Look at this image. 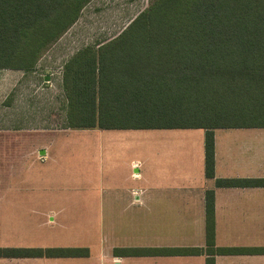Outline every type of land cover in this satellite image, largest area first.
I'll return each mask as SVG.
<instances>
[{
  "label": "trees",
  "instance_id": "1",
  "mask_svg": "<svg viewBox=\"0 0 264 264\" xmlns=\"http://www.w3.org/2000/svg\"><path fill=\"white\" fill-rule=\"evenodd\" d=\"M90 1L0 0V69L32 70ZM62 88L71 129H205V175L214 178L213 130L264 127V0H154L111 40L77 51L63 66ZM215 183L264 186V178ZM155 251L203 252L214 264V255L264 254V247L215 246L207 190L205 247ZM86 255L0 248V257Z\"/></svg>",
  "mask_w": 264,
  "mask_h": 264
},
{
  "label": "crops",
  "instance_id": "2",
  "mask_svg": "<svg viewBox=\"0 0 264 264\" xmlns=\"http://www.w3.org/2000/svg\"><path fill=\"white\" fill-rule=\"evenodd\" d=\"M5 70L15 78L25 72ZM52 75L41 76L52 82ZM59 81L62 114L58 118L65 125L40 130L38 145L30 154L41 165L59 166L73 175L77 168L82 174L67 181L66 175L55 177L54 172L51 180L37 181L36 186L44 193L77 186L80 205L73 218L98 220L104 241L93 252L83 244L38 246L84 248L86 256L0 257V264H206L203 252L155 250L205 247L207 190H213L214 196L215 246L264 247V186L215 183L217 178H264V127L214 129V178H208L205 129H71L66 125L62 74ZM77 135L83 146H72ZM62 209L46 211L52 223ZM214 264H264V254H217Z\"/></svg>",
  "mask_w": 264,
  "mask_h": 264
},
{
  "label": "rangeland",
  "instance_id": "3",
  "mask_svg": "<svg viewBox=\"0 0 264 264\" xmlns=\"http://www.w3.org/2000/svg\"><path fill=\"white\" fill-rule=\"evenodd\" d=\"M153 1L91 0L79 19L41 54L32 70L19 73L17 78L6 75L5 69L0 70L1 249L83 244L93 252L104 241L98 220L73 218L80 205L77 186L55 190L62 193H44L41 186H36L37 181L41 184V180H51L54 176L66 175L67 181L78 179L82 170L76 168L73 175L59 166L41 165L32 161L30 150L37 147L40 130L65 125L58 118L62 114L59 80L64 62L84 47H97L117 36ZM47 72L53 73L52 82L43 81L41 75ZM77 136L71 139L72 146H83L81 135ZM59 208L63 209L52 223L46 211ZM45 221L47 224L42 225Z\"/></svg>",
  "mask_w": 264,
  "mask_h": 264
}]
</instances>
